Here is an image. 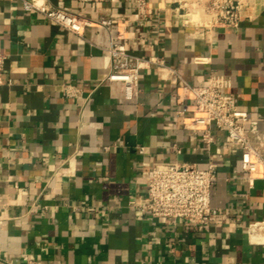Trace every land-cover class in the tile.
Wrapping results in <instances>:
<instances>
[{"label": "crops", "instance_id": "1", "mask_svg": "<svg viewBox=\"0 0 264 264\" xmlns=\"http://www.w3.org/2000/svg\"><path fill=\"white\" fill-rule=\"evenodd\" d=\"M43 1L93 24L79 36L0 0L11 79L0 87V264H264V244L248 236L264 220V178L249 187L224 131L214 130L209 153L182 126L190 101L178 100L167 70L142 69L136 97L124 98L105 79L102 49L122 33L132 54L189 82L223 76L224 92L264 132V0H248L237 27L188 23L178 0H145L144 9L138 0ZM102 16L110 30L94 24ZM211 159L218 214L208 225L164 224L141 210L153 164L205 168Z\"/></svg>", "mask_w": 264, "mask_h": 264}, {"label": "built area", "instance_id": "2", "mask_svg": "<svg viewBox=\"0 0 264 264\" xmlns=\"http://www.w3.org/2000/svg\"><path fill=\"white\" fill-rule=\"evenodd\" d=\"M19 1L25 11L36 10L52 25L79 36L87 26L93 24L66 7H49L43 0ZM138 5L144 9L146 1L138 0ZM217 8L206 15L211 24L239 25L242 9L238 5L225 0ZM94 24L110 30L113 20L102 16ZM124 38L122 33H118L110 38L108 45L102 47L109 58L106 81L116 86L124 98L132 99L139 92L142 69L150 68L153 63L158 65V70H167L162 78L171 79L177 85L175 95L178 100L190 101L178 112L182 117V126L199 134L209 153L215 142L214 130L224 131L227 146L240 153L241 169L246 174L249 187L254 186L257 178H264V132L259 121L249 111L241 109L233 95L224 92V77L213 73L206 80L189 82L176 69H166L163 60L143 59L132 54ZM6 60V54L0 51V87L11 83L5 70ZM177 150L180 152V149ZM144 151V147H139L140 153L144 154ZM216 179L217 166L212 159L205 168L194 163H155L145 178L147 197L141 210L164 224L183 222L204 227L218 214V209L211 204V191ZM131 203L135 204L134 201ZM261 228H264V220L250 224L248 236L251 241L264 244L263 237L254 235Z\"/></svg>", "mask_w": 264, "mask_h": 264}, {"label": "rangeland", "instance_id": "3", "mask_svg": "<svg viewBox=\"0 0 264 264\" xmlns=\"http://www.w3.org/2000/svg\"><path fill=\"white\" fill-rule=\"evenodd\" d=\"M238 5L242 10L248 5V0H226ZM225 2V0H185L183 2L186 7L185 20L188 23H196L203 25H210V18L206 15L214 10H218L217 6Z\"/></svg>", "mask_w": 264, "mask_h": 264}, {"label": "bare ground", "instance_id": "4", "mask_svg": "<svg viewBox=\"0 0 264 264\" xmlns=\"http://www.w3.org/2000/svg\"><path fill=\"white\" fill-rule=\"evenodd\" d=\"M185 17V16H184ZM261 231H264V228H261Z\"/></svg>", "mask_w": 264, "mask_h": 264}]
</instances>
